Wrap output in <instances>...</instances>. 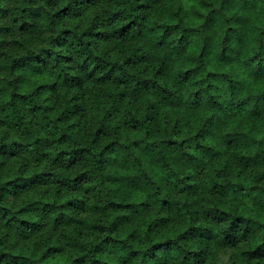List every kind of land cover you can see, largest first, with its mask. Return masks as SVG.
Masks as SVG:
<instances>
[{"label":"trees","instance_id":"trees-1","mask_svg":"<svg viewBox=\"0 0 264 264\" xmlns=\"http://www.w3.org/2000/svg\"><path fill=\"white\" fill-rule=\"evenodd\" d=\"M0 264H264V0H0Z\"/></svg>","mask_w":264,"mask_h":264}]
</instances>
